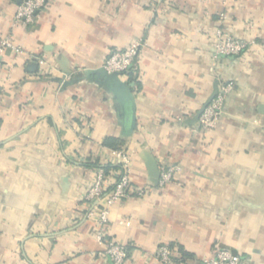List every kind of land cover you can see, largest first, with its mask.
Listing matches in <instances>:
<instances>
[{"label":"crops","instance_id":"obj_1","mask_svg":"<svg viewBox=\"0 0 264 264\" xmlns=\"http://www.w3.org/2000/svg\"><path fill=\"white\" fill-rule=\"evenodd\" d=\"M18 5L0 0V39L21 49L3 50L0 72V264H111L83 216L86 163L105 161L108 139L148 189L109 214L124 264H163L150 258L161 244L174 246L175 264L218 247L264 264V0H49L31 26L14 24ZM220 25L258 47L216 56ZM135 41L145 42L136 125L123 137L118 95L85 72ZM224 82L234 86L225 111L202 130L194 119ZM151 160L175 168L170 184H150Z\"/></svg>","mask_w":264,"mask_h":264},{"label":"built area","instance_id":"obj_2","mask_svg":"<svg viewBox=\"0 0 264 264\" xmlns=\"http://www.w3.org/2000/svg\"><path fill=\"white\" fill-rule=\"evenodd\" d=\"M49 0H21L15 16L14 24L31 26L37 13L43 10ZM219 20L224 22L225 15L220 14ZM214 38L215 55L218 57H241L249 50L258 47L254 38L238 39L230 35L222 25L212 32ZM145 46L143 41L132 42L123 50L112 51L103 61L102 68L107 73H117L119 76L132 71L136 74L140 50ZM11 48L21 53L20 47H15L10 39H0V72L5 68L2 52ZM37 63L43 64V59H36ZM232 82H224L217 86L214 98L205 106L198 118V125L202 130L213 129L219 118L225 111V103L233 91ZM100 167L91 168L92 179L87 188L84 198L87 207L83 214L84 218L94 222L92 236L102 246L100 255L107 258L111 264H124L128 257V246L120 244L107 234L109 214L111 209L132 197H143L148 189L133 185L130 177L131 157L124 148L109 149L107 158ZM103 166L113 168L105 171ZM174 167H161L157 187L163 188L171 183L174 177ZM163 264H175L177 256L174 249L167 244L158 245L150 255ZM200 264H253L251 259L233 252L229 248L218 247L211 256L199 259ZM25 264H34L25 262Z\"/></svg>","mask_w":264,"mask_h":264},{"label":"water","instance_id":"obj_3","mask_svg":"<svg viewBox=\"0 0 264 264\" xmlns=\"http://www.w3.org/2000/svg\"><path fill=\"white\" fill-rule=\"evenodd\" d=\"M20 3L21 0H18ZM86 74L96 75L100 82L104 83L106 86L110 87L114 93H116L120 99L122 109H123V117H124V126L122 131L123 137H129L136 125V117H135V101H134V93L132 91L134 87V83H122L119 80V75L117 73H107L102 67L96 70L86 71ZM217 92V85L214 88L213 93L206 101V103L199 110L196 115L194 121L198 122L199 115L204 110L205 106L214 98ZM148 171V180L150 184L154 187H157L160 169L158 164L151 160L145 163Z\"/></svg>","mask_w":264,"mask_h":264},{"label":"trees","instance_id":"obj_4","mask_svg":"<svg viewBox=\"0 0 264 264\" xmlns=\"http://www.w3.org/2000/svg\"><path fill=\"white\" fill-rule=\"evenodd\" d=\"M127 79H128V83H134V88L138 87L137 85V76L135 73H133L132 71H130L129 73H126ZM106 146H108L111 149H118L123 147L122 146V142H119L118 140H113V139H108L106 141ZM86 166L90 167V168H94V167H100V163L98 161H94V162H87ZM105 171H108L109 169L113 168L112 166H103L102 167ZM170 247H172L174 249L173 245H169ZM181 250V249H179ZM183 252V251H182ZM185 257L187 254L182 253Z\"/></svg>","mask_w":264,"mask_h":264}]
</instances>
